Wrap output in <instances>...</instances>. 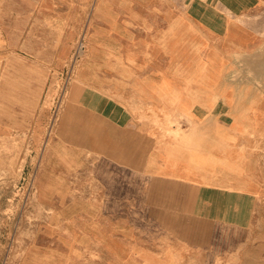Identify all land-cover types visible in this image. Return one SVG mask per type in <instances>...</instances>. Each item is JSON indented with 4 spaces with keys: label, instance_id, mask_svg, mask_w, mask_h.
I'll use <instances>...</instances> for the list:
<instances>
[{
    "label": "rangeland",
    "instance_id": "obj_1",
    "mask_svg": "<svg viewBox=\"0 0 264 264\" xmlns=\"http://www.w3.org/2000/svg\"><path fill=\"white\" fill-rule=\"evenodd\" d=\"M96 1L0 0V264H264V128L148 100L130 49L89 53ZM170 145L206 163L170 174Z\"/></svg>",
    "mask_w": 264,
    "mask_h": 264
},
{
    "label": "crops",
    "instance_id": "obj_2",
    "mask_svg": "<svg viewBox=\"0 0 264 264\" xmlns=\"http://www.w3.org/2000/svg\"><path fill=\"white\" fill-rule=\"evenodd\" d=\"M263 8L264 0H97L89 53L130 49L137 73L145 72L137 84L148 100L196 121L216 109L218 137L235 139L244 128H264V90L237 98L231 79L241 54H257L242 68L263 73L264 14H257ZM237 101L248 102L240 109ZM176 147H166L170 174L206 163L200 153Z\"/></svg>",
    "mask_w": 264,
    "mask_h": 264
},
{
    "label": "bare ground",
    "instance_id": "obj_3",
    "mask_svg": "<svg viewBox=\"0 0 264 264\" xmlns=\"http://www.w3.org/2000/svg\"><path fill=\"white\" fill-rule=\"evenodd\" d=\"M240 10V9H239ZM5 16V15H4ZM227 16V15H226ZM11 17V16H10ZM1 18V17H0ZM259 18V17H258ZM223 19V18H222ZM188 21V20H187ZM39 22H41V21H39ZM178 22V21H177ZM213 22V21H212ZM8 23V22H7ZM34 24V23H33ZM176 24V23H175ZM181 24V23H180ZM40 26V25H39ZM45 26V25H44ZM37 27V26H36ZM185 27V26H184ZM174 28V27H173ZM178 28V27H177ZM176 29V28H175ZM40 30V29H39ZM42 36V35H41ZM88 40V39H87ZM32 41V40H31ZM39 45V44H38ZM25 46V45H24ZM109 47V46H108ZM111 48V47H110ZM42 49V48H41ZM112 49H114V48H112ZM29 51H30V49H28ZM109 57V56H108ZM110 58V57H109ZM95 59V58H94ZM28 60V59H27ZM87 62V61H86ZM88 66V65H87ZM90 68V67H89ZM20 75V74H19ZM216 80V79H215ZM218 81V80H217ZM213 83V82H212ZM74 90V89H73ZM160 90V89H159ZM158 90V91H159ZM13 92V91H12ZM161 92V91H160ZM14 93V92H13ZM25 96V95H24ZM166 96V95H165ZM164 96V97H165ZM173 97V96H172ZM172 99V98H171ZM4 100V99H3ZM165 100V99H164ZM144 101V100H143ZM167 101V100H166ZM170 101V100H169ZM176 101V100H175ZM145 102H147V101H145ZM168 102V101H167ZM171 103V102H170ZM91 104H93V103H91ZM100 104H101V102H100ZM103 104H104V102H103ZM103 104H102V106H103ZM139 104V103H138ZM38 105V104H37ZM99 105V104H98ZM109 105V104H108ZM2 109V108H1ZM74 110H75V103H72V104H70V107H69V109L67 110V112L65 113V116H64V121H66V122H69L70 121V119L72 118V116H73V112H74ZM62 115V114H61ZM112 118V117H111ZM116 118H117V115H116ZM90 119V118H89ZM119 120H120V118H119ZM63 121V122H64ZM121 121V120H120ZM245 122V121H244ZM99 123V122H98ZM117 123L119 124V121H117ZM94 124V123H93ZM100 124V123H99ZM68 125V124H67ZM88 126V125H87ZM101 126H102V124H101ZM74 127V126H73ZM248 127V126H247ZM93 128H94V125H93ZM98 128V127H97ZM95 129V128H94ZM71 131H73V130H71ZM130 131V130H129ZM151 131V130H150ZM163 131V130H162ZM128 132V131H127ZM135 132V131H134ZM162 133V132H161ZM76 134V133H75ZM136 134V133H135ZM88 135V134H87ZM137 135H138V133H137ZM136 135V136H137ZM101 136V135H100ZM138 137V136H137ZM140 137V136H139ZM94 138V137H93ZM102 138V137H101ZM115 139V138H114ZM142 139H143V137H142ZM88 140V139H87ZM95 140V139H94ZM137 140V139H136ZM135 140V141H136ZM91 141V140H90ZM137 141H139V140H137ZM100 142V141H99ZM117 142V141H116ZM115 143V142H114ZM98 144V143H97ZM100 144H102V142H100ZM118 144V143H117ZM121 144V143H120ZM141 144V143H140ZM115 145V144H114ZM124 145V144H123ZM118 146V145H117ZM116 146V147H117ZM94 147V146H93ZM100 147V146H99ZM176 148H178V147H176ZM93 149V148H92ZM182 152V151H181ZM110 154V153H109ZM65 160V159H64ZM228 181V180H227ZM176 183V182H175ZM174 183V184H175ZM239 185V184H238ZM241 185V184H240ZM176 186V185H175ZM242 187V186H241ZM43 188H45L44 189V191H42V193H41V196L43 197V196H45V191H46V189H47V186L45 187V186H43ZM170 188V187H169ZM168 189V188H167ZM172 190V189H171ZM170 190V191H171ZM168 191H169V189H168ZM174 192V191H173ZM46 195L47 196H49L48 195V192L46 191ZM246 195V194H245ZM173 197V196H172ZM242 198V197H241ZM177 199V198H176ZM243 202H245V198H244V201ZM246 203H248V201H246ZM250 203H252V202H250ZM179 204V203H178ZM243 205V204H242ZM250 206V205H249ZM242 208H243V206H242ZM246 208V207H245ZM248 208V207H247ZM251 209V208H250ZM252 210V209H251ZM137 214H138V212H136ZM139 216V215H138ZM221 217H222V214H221ZM249 217V216H248ZM244 218V217H243ZM220 220V219H219ZM223 220V219H222ZM236 220V219H235ZM240 220V219H239ZM237 221H238V219H237ZM92 229V228H91ZM91 232V231H90ZM194 238V237H193ZM203 242H204V240H203Z\"/></svg>",
    "mask_w": 264,
    "mask_h": 264
}]
</instances>
